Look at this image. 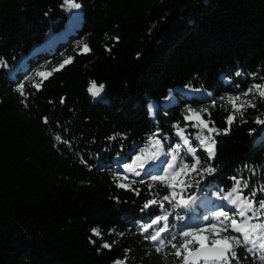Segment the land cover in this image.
<instances>
[{"label":"trees","instance_id":"trees-1","mask_svg":"<svg viewBox=\"0 0 264 264\" xmlns=\"http://www.w3.org/2000/svg\"><path fill=\"white\" fill-rule=\"evenodd\" d=\"M75 2L84 19L69 29L74 8L64 0H0V264H181L168 236L186 229L195 209H174L164 201L163 209L156 204L142 210L147 199H162L170 190L157 182L149 191L146 180L131 185L137 195L116 185L141 178L117 177L144 149L154 150L148 141L157 131L159 138L168 137L162 139L168 150L182 144L173 126L188 124L185 135L198 145L199 130L183 115L201 102L176 89L211 94L215 107L204 119L212 121L210 127H229L227 97L264 84V0ZM51 34L56 49L34 53L18 68L21 57ZM83 44L91 51L78 55ZM67 57L72 63L43 81L41 90L31 86L36 71L51 70ZM93 81L103 85L101 97L89 93ZM20 83L29 93L27 107L16 91ZM173 91L180 104L165 106ZM255 105L243 117L236 114L227 135L214 134V159L205 160L198 149L199 168L211 165L215 171L188 188L186 198L229 193L236 177L244 196L256 190L255 199H264V125L254 123L264 113V99ZM56 135L71 146L55 141ZM165 212L168 221L149 229L168 224L157 252L159 242L148 240L140 226ZM251 223H264V214ZM93 228L100 236L92 235ZM236 251L247 257L241 264H264L260 251Z\"/></svg>","mask_w":264,"mask_h":264},{"label":"snow or ice","instance_id":"snow-or-ice-1","mask_svg":"<svg viewBox=\"0 0 264 264\" xmlns=\"http://www.w3.org/2000/svg\"><path fill=\"white\" fill-rule=\"evenodd\" d=\"M64 4L72 8L79 9L81 6L76 3L75 0H64ZM118 41V37L114 38ZM91 51L87 44H83L78 55L88 54ZM73 57L65 58L59 65L54 66L51 70H38L34 73V77H29L32 80V87L37 91L41 90L43 81L47 80L55 72H59L64 67L73 61ZM237 76L240 75L239 72L236 73ZM264 79V77H262ZM103 90V85L97 86L96 82H91V86L88 91L91 95L96 96ZM16 91L24 97L21 103L27 107V99L29 93L25 91L24 83H20ZM253 93L258 94V96L264 99V84H253L246 90H242L240 94L229 95L227 97L228 103L232 106V112L226 117V124L229 126L225 129H217L213 126L212 121L205 120L202 116V112H207V109H201V111H196L192 107L186 109V114L183 115V119L186 122L194 121L191 127L198 129V133L195 136V140L198 141L197 146H193L192 141L185 135L186 129L189 127L185 124L181 127L179 124L174 125L175 135L180 138L181 143H175L168 147L165 151V144L163 141H167L168 137H160L159 131L150 137L148 143L151 149H144L141 155L135 156L131 163H125L123 168L126 173H130L135 177H143L139 181L132 180L130 183L118 182L117 187L125 189L127 191H135L137 195L140 194L139 189H132L131 185L133 183H145V181H150L148 183V189L151 191L156 183L159 182L161 185L166 186L170 192L164 194L162 199L158 196H154L152 199H147L143 205V209H149L152 205L159 204V208H164V201H167L172 207L175 208H190L195 204L196 197L188 196L185 197L184 193L188 188L193 186L199 187L201 184L205 173L212 174L215 169L209 165L207 167L199 168L201 165V158L197 155L198 149H203L207 155L205 160H212L215 158V145L216 141L214 139L215 135L224 134L227 135L231 125L235 122L236 114L241 117L244 116V112L247 108H255L256 105L251 100H242V97H247ZM223 99V97H222ZM237 101H240L238 104ZM61 99V103H63ZM51 103V102H50ZM213 107L215 103L213 102ZM210 117V113H208ZM45 124L48 123L47 117L43 118ZM243 123H247V120H242ZM254 123L257 125H264V113L261 116L255 118ZM205 130L207 134L205 135ZM255 129L250 130V134L255 132ZM264 133V128L261 129ZM55 141L70 145V142L64 140L60 135L54 137ZM110 139H115V137H110ZM181 148L184 149V155H181ZM161 156L164 159H161ZM170 157V159H169ZM152 162L151 167L146 168L149 162ZM158 161V163H156ZM139 169V170H137ZM195 174V175H193ZM199 176L200 179H196ZM187 178V179H186ZM128 181L129 176L124 175L123 177L118 176L117 180ZM235 181V185L229 191L227 196L222 197V199L229 201L233 206L232 213L225 211L223 208L219 211H215L211 217L205 216V220L215 221L210 222L204 226L186 228L177 234L170 233L168 236V244H170L171 249L174 250L172 253L180 259L181 264H241L242 259H247L246 256L238 254L236 249L243 247L246 252L252 253L254 251H260L264 254V223H251L253 219H260L261 214H264V199L256 200L257 192L252 190L250 197L244 196L241 189V180L236 177L232 178ZM248 184L244 183L243 188H247ZM179 188V191L176 189ZM264 192V189H260ZM174 202V203H173ZM251 213V215H249ZM238 216L241 219H236ZM177 219L183 220V216H177ZM161 221H168V214L165 212L163 215H156L154 218L150 219L147 223L142 224L141 233H148L147 239L152 242H159L160 247L156 248L159 252L161 247L164 245V238L162 233L168 231V224L165 223L162 227H157L154 231L149 232L154 225H159ZM229 222V223H225ZM93 236H100V231L98 228L91 229ZM207 233H212L210 237ZM123 235V233H120ZM178 237L180 242L177 243ZM95 243V241H91ZM103 248L109 249L111 245L108 243H103ZM198 246V247H197ZM264 259V255L261 256ZM114 264H126L125 260H116Z\"/></svg>","mask_w":264,"mask_h":264},{"label":"rangeland","instance_id":"rangeland-1","mask_svg":"<svg viewBox=\"0 0 264 264\" xmlns=\"http://www.w3.org/2000/svg\"><path fill=\"white\" fill-rule=\"evenodd\" d=\"M78 14H81V16H82V7H80L79 9L74 8V11L72 12V14H70L69 22L67 24L68 28H69V26L75 24V20H77ZM80 23H79V25H80ZM63 36H64V33L61 34V38ZM56 39H57L56 35L55 34H51L50 37L48 38V40L46 41V44L47 45L48 44H53V43H55V41L58 40V39L57 40ZM42 48H43V45H37V47L35 48L36 50H34V51H37L38 49L40 50ZM14 75H15V73L12 71V76H14ZM177 92L181 93L182 96L187 97V98H194V97L198 98L199 101L201 102V104L198 107H192L196 111H201V109H207L208 110L209 106L212 105V101H213L212 95L211 94H207L204 91H198V92H195V93H191L189 91L182 90V88H179ZM102 93H103V90L98 95H96V97H101ZM175 93H176L175 91L171 92L170 97L165 101V106H173V105L180 104V101L177 99ZM237 94L238 93H232L230 95L234 96V95H237ZM259 98L260 97L258 96V94L253 93L252 95H249L247 97H242V100H251L255 104L256 101ZM237 103L239 104L240 101H237ZM151 110H152V113L154 115L155 109H154L153 105H151ZM204 114H205V112H202V116ZM164 150L167 151L166 149H164ZM181 150L183 151V155H184L183 148H181ZM161 159H164V157L161 156ZM156 163H158V162H156ZM148 167H151V165H149V166L147 165L146 166V168H148ZM137 170H139V169H137ZM121 171H122V173L124 175H128L129 178L130 177H134V178H141L142 179V177H135V176L131 175L130 173H126L124 168ZM227 195H225V196H227ZM195 197H196L195 204H193L190 208H187V209L179 208V209L184 210L186 212H188V211H190L192 209H195L194 210V216L190 217L189 219H187L185 221L186 228L204 226V225H207L210 222H215V221L205 220L204 217L205 216L211 217L215 211H219V210H221V208H223L225 211H228L230 213H232V211H233V206H229L226 200H222V199H218L217 200L216 199V198L219 197V195L217 193L204 194L202 192V193H200L199 195H197ZM215 199H216V201L213 202L214 205L213 206L210 205V201L215 200ZM203 208H205L204 209V214L201 215V211L200 210H203ZM235 218L238 219V220L241 219L238 216H236ZM225 223H229V222H225ZM207 234L210 237L213 235L212 233H207Z\"/></svg>","mask_w":264,"mask_h":264},{"label":"bare ground","instance_id":"bare-ground-1","mask_svg":"<svg viewBox=\"0 0 264 264\" xmlns=\"http://www.w3.org/2000/svg\"><path fill=\"white\" fill-rule=\"evenodd\" d=\"M81 19H82V16H81V15L78 16V17H77V20H75V24H76L77 22L81 21ZM77 24H78V23H77ZM77 24H76V25H77ZM185 90H186V91H189V90H187V89H185ZM189 92L193 93L192 91H189ZM227 194H228V193H227ZM227 194H226V195H227ZM221 199H222V198H221ZM222 200H224V199H222ZM227 203H228L229 206H232V205L229 203V201H227Z\"/></svg>","mask_w":264,"mask_h":264},{"label":"water","instance_id":"water-1","mask_svg":"<svg viewBox=\"0 0 264 264\" xmlns=\"http://www.w3.org/2000/svg\"><path fill=\"white\" fill-rule=\"evenodd\" d=\"M84 19V16L82 15V19H81V22H82V20ZM186 88H188V89H190V90H193V89H191V88H189V87H186ZM176 92L178 91V89H176L175 90ZM194 91V90H193Z\"/></svg>","mask_w":264,"mask_h":264}]
</instances>
